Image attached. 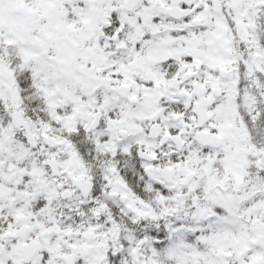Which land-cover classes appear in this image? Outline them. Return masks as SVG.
I'll list each match as a JSON object with an SVG mask.
<instances>
[{"label":"snow or ice","instance_id":"obj_1","mask_svg":"<svg viewBox=\"0 0 264 264\" xmlns=\"http://www.w3.org/2000/svg\"><path fill=\"white\" fill-rule=\"evenodd\" d=\"M0 264H264V0H0Z\"/></svg>","mask_w":264,"mask_h":264}]
</instances>
